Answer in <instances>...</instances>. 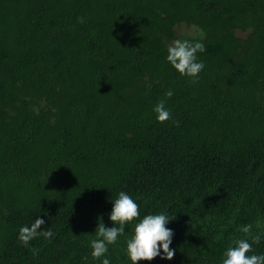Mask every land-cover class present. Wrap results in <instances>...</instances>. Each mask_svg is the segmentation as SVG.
Wrapping results in <instances>:
<instances>
[{
    "label": "trees",
    "instance_id": "trees-1",
    "mask_svg": "<svg viewBox=\"0 0 264 264\" xmlns=\"http://www.w3.org/2000/svg\"><path fill=\"white\" fill-rule=\"evenodd\" d=\"M175 39L205 45L198 83L167 61ZM120 191L174 232L172 260L141 264H222L257 235L264 254V0H0V264H102ZM36 218L53 235L24 246ZM132 228L111 264H131Z\"/></svg>",
    "mask_w": 264,
    "mask_h": 264
},
{
    "label": "clouds",
    "instance_id": "clouds-1",
    "mask_svg": "<svg viewBox=\"0 0 264 264\" xmlns=\"http://www.w3.org/2000/svg\"><path fill=\"white\" fill-rule=\"evenodd\" d=\"M79 23H84L83 17H78ZM206 51L202 42L190 41L188 39H175L167 46V61L181 75L188 77L190 82L198 83L199 73L203 70L204 64L198 61L197 53ZM173 91L169 89L165 97L170 99ZM156 120L164 123L172 118L171 111L166 108V99H160L153 108ZM178 126L179 122H175ZM113 207L109 213L114 227H106L103 217L98 218V226L95 230L96 239L91 240V256L94 259L102 260V264H111L107 258L108 245H113L118 238L125 233V226L133 224L132 235L126 240V255L131 264H141L142 261L151 262L157 257L172 260L175 257V250L170 246L173 241L174 232L167 225L169 217L164 214H147L143 218L140 216V205L128 193L120 191L110 199ZM135 221V223H134ZM45 221L36 218L30 225L21 226L19 229L18 240L28 246L31 240L38 236L45 239L50 238L53 233L50 228L41 230ZM244 233H250L251 226H245ZM260 236L252 238L250 243L246 239L234 241V245L229 247L224 253L222 264H264V254L256 255L253 252V243L258 244ZM161 250L163 255H161ZM87 259V257H85Z\"/></svg>",
    "mask_w": 264,
    "mask_h": 264
},
{
    "label": "rangeland",
    "instance_id": "rangeland-1",
    "mask_svg": "<svg viewBox=\"0 0 264 264\" xmlns=\"http://www.w3.org/2000/svg\"><path fill=\"white\" fill-rule=\"evenodd\" d=\"M185 30H187V31H190V32H191V31H193L194 29L192 30V28L185 27Z\"/></svg>",
    "mask_w": 264,
    "mask_h": 264
}]
</instances>
